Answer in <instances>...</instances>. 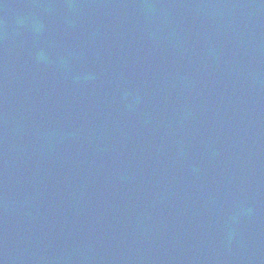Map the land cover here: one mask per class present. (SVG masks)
Wrapping results in <instances>:
<instances>
[{"label":"water","instance_id":"water-1","mask_svg":"<svg viewBox=\"0 0 264 264\" xmlns=\"http://www.w3.org/2000/svg\"><path fill=\"white\" fill-rule=\"evenodd\" d=\"M48 5L53 4V0H40ZM77 0H63L68 11L67 14L70 16L69 21L61 26L60 22H54V27L50 30H40L41 27L48 24H44L49 18V11L43 7L38 8V19H34L31 24L33 25L32 30L35 35L33 46L36 50H33V54H50L55 56H64L66 53H60L65 50L75 51L81 47L80 44V31L85 30L90 32L93 37L107 38L110 35L111 38L115 36L120 30L130 33L132 36H147L150 41L149 50H152L151 45H162L166 48H174L175 53L179 55L180 60L183 61L185 57L190 53L194 44V39L185 30H180L176 27V24L168 23L160 18L156 13L152 14L149 6V0H117L120 1L121 5H126L127 10L124 14L112 16L109 14L103 15V20L98 21L96 18L101 11L92 6L95 4H103L111 0H82L86 2L76 3ZM92 2V3H90ZM129 7V8H128ZM205 12L211 15L214 19L215 25H222V17L216 16L210 12L209 9H205ZM50 22V21H49ZM191 28H198L199 26L195 23L188 25ZM257 23L252 22L251 27L256 28ZM73 54V53H72ZM34 65H37L26 58L17 56L11 50L0 51V75L4 72L14 74L16 72L27 71L30 75H38ZM193 123H187L182 127L180 124L178 127H170L168 138L170 143L182 146L189 135H198L203 131L202 123H196L191 133L185 132ZM121 203L127 206V210L132 218L138 221L139 227H136L132 236L137 239L147 237L148 248L152 252V256L158 255L163 247L167 246V242L173 237L176 241L185 240L186 236L194 238L196 235L201 233H210L215 228L217 238L226 239L234 237V231L231 227L227 228L223 224L222 220L215 213L216 204L215 202L203 203L200 208L195 209V201L193 198L185 199L183 205L172 207V213L182 220L183 224L179 227H173V222L166 219L170 213V208L163 207V219L154 218V222H160L159 227L151 228L152 217L148 211L142 206H139L131 200L121 198ZM147 208L151 209L154 205H146ZM145 227V228H144ZM48 227H29L26 229H17L13 232L12 237L9 239L12 242L8 250L3 254L0 264H7L13 254L18 251L34 250L36 251L41 243H45L48 240H52L53 236L49 233ZM143 235V236H142ZM174 236H177L176 238ZM135 238L130 239L126 247H132L131 244L135 241ZM146 241V240H143ZM261 244L263 243L260 241ZM136 243V242H135ZM130 249V248H129ZM130 256V253L128 257ZM151 256V257H152ZM137 256V261L138 262ZM150 257V258H151ZM149 258V259H150ZM141 261L147 264L148 259L141 257Z\"/></svg>","mask_w":264,"mask_h":264}]
</instances>
